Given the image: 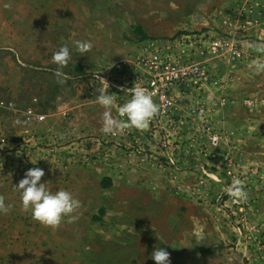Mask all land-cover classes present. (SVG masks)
<instances>
[{"label": "rangeland", "instance_id": "1", "mask_svg": "<svg viewBox=\"0 0 264 264\" xmlns=\"http://www.w3.org/2000/svg\"><path fill=\"white\" fill-rule=\"evenodd\" d=\"M138 29L146 40H185L192 60L206 69L203 80L196 87L177 86L176 109L171 116L154 117L147 129L128 128L105 138L102 132L87 134L69 145L83 164L108 162L112 147L146 157L152 143L159 151H170V145L174 151L186 147L182 156L187 173L181 180L178 160L161 154L173 167L172 186L125 189L119 201L110 203L103 222L87 230L93 233L81 236L76 249H56L57 258L45 250V264H156L151 254L158 248L169 252L170 264H264V72L255 73L252 67L264 62L259 51L264 49V0H0V99L13 108L0 107V118L13 117L26 126L19 132L0 131L15 139L8 150H0V161L9 157L3 166L15 171L24 162L25 171L13 176L12 187L28 169L45 171L48 160L74 158L65 156L68 151L34 152L42 121L28 122V109L46 119L45 112L58 108L50 105L53 99L59 96L64 103L70 95L81 98L84 87L97 102L95 89L104 88L107 75L114 83L107 93L115 98L120 119L119 106L131 99L127 90L132 80L142 84V71L120 80L109 67L137 52L142 42ZM216 38L223 45L210 53L209 43ZM38 40L48 51L45 67H57L53 53L69 47L71 59L59 69L63 83L52 72L34 68V59L26 57ZM78 40L93 45L83 56L75 48ZM63 109L67 120L71 109ZM53 138L60 141L57 134ZM140 138L146 142H136ZM177 155L172 154L174 159ZM159 160L160 166L165 164ZM5 175L0 171V177ZM236 178L245 187L246 201L227 195L226 187Z\"/></svg>", "mask_w": 264, "mask_h": 264}, {"label": "crops", "instance_id": "2", "mask_svg": "<svg viewBox=\"0 0 264 264\" xmlns=\"http://www.w3.org/2000/svg\"><path fill=\"white\" fill-rule=\"evenodd\" d=\"M26 57L34 59L32 62L36 63L37 67H33L38 70H47L53 75L58 70V66L55 65L43 66L44 58L48 57L43 41L38 40L36 48L31 45L26 50ZM39 65L42 66L39 67ZM39 73L44 76L46 72ZM85 88L81 91L83 93L81 98L70 95L64 103L60 101L59 96L56 101L52 100L50 105L58 108L45 112L46 119L38 123L40 139L34 145L36 154L40 151L41 155L48 151L58 153L68 151L65 153L66 157L74 154V158L69 157L68 162L62 163L61 159L56 163H49L51 160L47 163L41 161L47 164L41 182H47V186L53 191L66 189L80 201L81 206L72 214L77 219L69 220L65 217L57 227L39 223L32 219L30 211L23 210L19 192L12 187L14 178L0 177V196L4 198L6 204L13 205L7 214H0V264H45L43 260L45 250L48 251L46 253L48 257L57 258L54 255L56 249H76L81 236L87 232L93 233L87 230H92L94 222H103L110 203L119 201L121 199L119 194L124 193L125 189L139 192L141 189L148 190L145 188L151 185L162 188L172 186L174 176L170 173L173 172V167L169 165V160L160 158L161 154L171 161L178 160L175 167L180 171V179L185 178L184 174L187 173L188 167L182 155H185L186 147L184 151H174L173 145H170V151H159V145L152 143L147 153L149 158L144 152H129V150L123 151L118 147H112L108 149L110 153L108 162L102 163L103 160H101L90 164L79 163L77 158L79 154L71 144L69 145V141L87 134L100 135L101 117L105 111L98 102L87 97ZM60 106L71 109L72 116L69 119L63 118L64 109ZM111 112L117 118L114 105ZM15 121L13 117L0 118V122L4 124L2 128L0 127V131L13 129L19 132L26 128L22 121L19 124ZM53 134L59 135L60 141H56ZM65 136L68 139H65ZM179 139H184V135L181 134ZM45 140L49 146L44 145ZM171 140H176V137ZM136 142L145 143L146 141L140 138ZM91 146V144L88 145V147ZM125 146L129 148L128 145ZM172 154L179 155L174 159ZM159 159L165 164L160 166ZM6 160H9V157ZM152 192L155 194L154 199L157 200V189H153ZM94 208H96L95 211H93Z\"/></svg>", "mask_w": 264, "mask_h": 264}, {"label": "clouds", "instance_id": "3", "mask_svg": "<svg viewBox=\"0 0 264 264\" xmlns=\"http://www.w3.org/2000/svg\"><path fill=\"white\" fill-rule=\"evenodd\" d=\"M92 47L90 41L75 42V48L81 56L90 51ZM259 51L264 52V49H259ZM70 59V49L67 45L61 46L52 55V62L58 65L55 75L60 83L64 80L60 79L63 74L59 69L66 67ZM252 67L255 73L264 72V62L255 63ZM106 90V88H99L97 89L99 94L96 95L98 104L105 109L102 113L100 127V131L105 135L115 136L128 128L147 129L150 121L160 112V106L154 102L152 94L144 87L137 86L130 89L131 99L119 107L118 113L121 118H115L111 112L115 98ZM15 123L19 124L20 121H15ZM44 175V170L41 168L28 169L24 178L15 185L23 210L30 211L32 219L50 227H57L65 217L69 220L77 219L72 214L81 206L80 201L66 189L51 190L47 182H41ZM226 192L234 200L241 202L247 200L245 187L238 178L226 187ZM12 207L13 205L6 204L4 198L0 196V214H7ZM151 259L156 264H170V254L163 248L154 250Z\"/></svg>", "mask_w": 264, "mask_h": 264}, {"label": "built area", "instance_id": "4", "mask_svg": "<svg viewBox=\"0 0 264 264\" xmlns=\"http://www.w3.org/2000/svg\"><path fill=\"white\" fill-rule=\"evenodd\" d=\"M140 41L142 42L139 49L136 50L137 52L135 51L136 53L133 56L112 63L109 67L110 72H117L119 79L122 80L127 73L142 71V84L137 85L135 80H132L133 87L142 86L152 94L154 102L160 106V112L155 116L156 118L171 116V112L177 107V101L174 97L176 87H191V85L196 87L203 80L206 69L202 63L192 60L191 47L187 45L185 40L160 41L149 39ZM222 45V41L216 38L209 43L207 51L217 53ZM102 80L104 88L107 89L106 91H110L114 85L112 77L106 75ZM11 105L0 99L1 108L11 110L13 109ZM25 114L30 123L45 119V115L37 114L33 109H28ZM111 136L113 135H104V138ZM13 139L7 135H0V150L10 147L14 142ZM7 161H0V171L5 173V176L12 178L14 175L24 173L23 160L18 163L15 171H12L11 167L9 169L12 170H9L3 166L6 165ZM20 180H17L18 183Z\"/></svg>", "mask_w": 264, "mask_h": 264}, {"label": "trees", "instance_id": "5", "mask_svg": "<svg viewBox=\"0 0 264 264\" xmlns=\"http://www.w3.org/2000/svg\"><path fill=\"white\" fill-rule=\"evenodd\" d=\"M138 31H140V29H138ZM139 33L142 34V37L140 38V40H146V39H148V37H146V35L143 32L140 31Z\"/></svg>", "mask_w": 264, "mask_h": 264}]
</instances>
